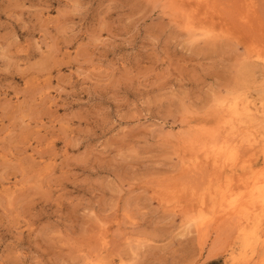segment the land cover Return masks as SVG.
<instances>
[{"label": "rangeland", "instance_id": "rangeland-1", "mask_svg": "<svg viewBox=\"0 0 264 264\" xmlns=\"http://www.w3.org/2000/svg\"><path fill=\"white\" fill-rule=\"evenodd\" d=\"M262 102L264 0H0V264H264Z\"/></svg>", "mask_w": 264, "mask_h": 264}, {"label": "bare ground", "instance_id": "bare-ground-1", "mask_svg": "<svg viewBox=\"0 0 264 264\" xmlns=\"http://www.w3.org/2000/svg\"><path fill=\"white\" fill-rule=\"evenodd\" d=\"M189 28H192V27L189 26ZM261 106H262V110L258 111L257 112L258 114H251L248 121L252 122L253 125L255 121H257L255 126L261 130L260 134L264 136V102L261 103Z\"/></svg>", "mask_w": 264, "mask_h": 264}, {"label": "trees", "instance_id": "trees-1", "mask_svg": "<svg viewBox=\"0 0 264 264\" xmlns=\"http://www.w3.org/2000/svg\"><path fill=\"white\" fill-rule=\"evenodd\" d=\"M205 264H221V260H211Z\"/></svg>", "mask_w": 264, "mask_h": 264}]
</instances>
